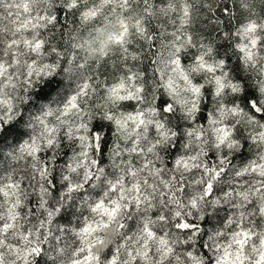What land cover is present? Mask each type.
Segmentation results:
<instances>
[{"label": "snow or ice", "instance_id": "1", "mask_svg": "<svg viewBox=\"0 0 264 264\" xmlns=\"http://www.w3.org/2000/svg\"><path fill=\"white\" fill-rule=\"evenodd\" d=\"M77 67L90 72L69 94L71 85L57 77ZM146 89L152 100L145 106ZM90 95L103 98L107 110L94 123L88 113L89 123L74 126L67 117L84 110L81 99L88 103ZM40 100L51 103L38 106ZM18 107L43 113L39 137L20 127ZM56 124H63L62 135ZM114 130L126 134L123 152L119 141L112 150L125 174L117 181L119 198L105 213L111 219L122 206L139 212L143 205L142 219L121 223L114 244L82 238L72 264H264V152L244 151L249 143L264 146V0H0V149L11 138L32 161L27 186L24 177H0V264H33L45 223L61 211L50 199L65 195L57 167L71 192L78 186L73 174L91 177ZM225 156L239 158L236 176L246 183L224 193L232 198L231 214L219 216V198L211 201L222 227L210 234L211 215L201 212L197 223L181 211L185 174L200 172L191 177L197 185L204 175L219 177L224 168L215 161L223 165ZM212 193L210 179L190 198L191 208L199 211L198 199ZM169 214L187 234L182 242L156 227ZM25 215L46 219L25 229L17 223ZM99 227L85 225L81 232L91 237Z\"/></svg>", "mask_w": 264, "mask_h": 264}, {"label": "clouds", "instance_id": "2", "mask_svg": "<svg viewBox=\"0 0 264 264\" xmlns=\"http://www.w3.org/2000/svg\"><path fill=\"white\" fill-rule=\"evenodd\" d=\"M207 42V41H206ZM221 55H224V50L220 49ZM192 53L189 52L188 56L191 57ZM72 51L68 50V58H71ZM233 63H235V57H233ZM231 67V65H229ZM90 72L89 67L85 68H76L72 71L70 75H66L61 73L57 78L64 81V84L71 85L69 89V94L75 92L77 85L80 80ZM199 75H207L206 73H201ZM57 97L55 94L52 96V100H56ZM152 100V96L147 93V89L145 92V106L149 104ZM19 104V102H17ZM24 103H27L25 100ZM38 106H47V104L51 103V101L40 100L36 102ZM81 103L84 104V110L79 112H72L70 116L67 117L68 120L72 121V124L78 125L81 120L85 123H89L88 113L91 114V122L94 123L96 120H99L104 115V112L107 110L108 105L106 101L101 98L99 95L89 97V102L85 103L83 98L81 99ZM97 105H101L102 107L97 108ZM56 105L53 104V107ZM124 109H115V112L118 114L119 111H123ZM23 113L24 122L20 125V127L29 133V137L32 134L40 136L42 131L39 123L38 117H40L43 113L38 111L37 108H29L27 112L23 110L22 107L17 108V114ZM47 119V118H46ZM54 121L49 122V127H52ZM107 124L108 121H105ZM58 129H61L59 135L63 134V124H56ZM107 131V129H105ZM53 135H57V133H53ZM103 136V133H101ZM29 137H24V139H28ZM155 138V133L151 132L149 135V141ZM120 142V150L123 152L124 145L127 143L126 134L116 133L115 130L111 136L109 142V151L104 154V158L97 156L96 158L101 162L97 166H92V175L90 178L85 179L84 174L81 171L78 175L73 174L72 183L73 185H78L73 188L71 192L67 191V187L65 182L61 180V176L64 174V170L59 166L57 167V180L61 185L60 191L64 192V196H60L59 193L50 199V207L55 209L59 207L61 211L59 213H53V219L51 225L45 223V229L47 231H41L40 236V247L41 251L39 255H35L30 257L33 264H72V261L77 259V256L74 255L76 249L80 248L81 239H95L96 237H103L106 242L115 243L121 237V229L119 225L121 223L125 225L135 224L136 221L142 219V213L144 212V206L141 205L139 212L136 207L133 205L131 208L121 207L120 211L112 217L111 219L105 213V209L111 208V202L113 200H117L119 198V187L120 185L117 183L118 178L121 175H124V164L121 163V159L117 158V155H113V151L115 148V142ZM67 143V142H66ZM145 148L147 145H143ZM167 148L164 146V150L160 152L161 159H167L166 156ZM208 151L211 153L216 151L215 149L209 147ZM226 151V150H225ZM245 152L252 153L254 155L259 154V152H264V146L261 145H253L249 143ZM235 153H233L234 155ZM91 159V157H90ZM139 162L136 165L137 167L143 163L142 158H136ZM203 160L204 157H201ZM225 160L227 161L225 164L221 165L219 163V157L216 158V167L217 169L224 168V171L220 172L219 177H213L210 175H204V182L200 185L195 184L191 177L199 178L201 176L200 172L193 171L192 173L185 174L184 186L188 188V195L184 196L183 204L184 207L181 211L184 213V216L189 220H196L197 223H202L200 220V214L203 212L205 215H211L212 222L210 225H205V230H207L210 234H212L216 229L222 227L217 219L215 213V207L211 204L212 200L219 198L220 205L223 206L224 211L218 213L219 216L223 217L225 212L231 214L232 209L234 208V204L232 202V198L229 197L225 199L224 193L228 192L230 188L237 183H246L241 177L236 176V172L240 167V160L237 158L236 160H231L230 156H225ZM31 163L32 161L29 159L26 153L21 152L19 145L13 144L12 139L8 140L7 146L0 149V177L14 176L16 179L20 177H24L25 186L29 183V179L31 177ZM209 163H212V159L209 158ZM174 171V170H173ZM165 174L171 177L172 172L168 170L165 166ZM177 175H179L177 173ZM143 177H141L142 179ZM159 179V177H157ZM212 180L213 183V193L211 197H205L202 201L198 199L199 211L195 208H191L190 206V198L192 196H196L197 193H202L204 187L206 186L208 180ZM253 179V178H249ZM131 181V178H129ZM154 182L151 181L150 183ZM116 184L117 188L115 191L112 190V185ZM173 187H175V182H173ZM151 191V189H149ZM29 192H31V188H29ZM127 195L131 196L133 193H127ZM7 204V201H5ZM127 201H122L121 204H125ZM97 204H103L102 208H97ZM27 207V206H26ZM167 211V209H165ZM192 212V216H188L189 212ZM150 214V213H149ZM36 217V214H33ZM46 219L45 217H38ZM38 218H29L26 215L22 220L17 223L24 224L25 229L28 227H33L37 224ZM155 219V218H154ZM176 220L172 217L171 214L168 215L166 221L163 224H157L156 227L160 228L163 231L170 232L173 234L174 239H178L180 242L187 239V234L184 232H178L175 229ZM104 224H108V227H103ZM100 226L99 230L92 234L91 237H88L87 234L81 232V229L85 226ZM134 230V229H133ZM227 231V230H225ZM47 235V239L44 237ZM35 239V237H33ZM207 239V238H205ZM179 249V244H178ZM103 251L102 249H94V251Z\"/></svg>", "mask_w": 264, "mask_h": 264}]
</instances>
